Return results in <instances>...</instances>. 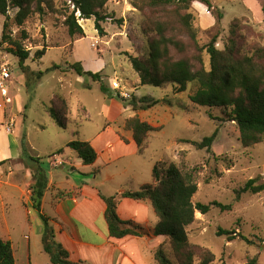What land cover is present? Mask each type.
Here are the masks:
<instances>
[{
    "label": "rangeland",
    "instance_id": "obj_1",
    "mask_svg": "<svg viewBox=\"0 0 264 264\" xmlns=\"http://www.w3.org/2000/svg\"><path fill=\"white\" fill-rule=\"evenodd\" d=\"M67 1L57 0V4L63 5ZM262 5V0L194 2L189 13L195 17L199 43L206 45L219 33L217 47L223 49L235 19L242 20V34L248 41L260 38L264 43ZM104 13L112 17L101 24L105 35L101 36L96 30L94 18L80 20L86 35L83 39L69 35L61 15L36 14L23 26H18L15 22L17 10H10L6 31L7 19L0 15V68L8 64L13 70L7 83L8 97L5 99L0 93V162L7 160L2 165L5 175L2 179L0 176V188L5 182H24L26 179V172H20L16 167L18 155L28 170L34 172L35 169L40 174L44 171V177L49 180L50 157L57 150L64 149L70 153L67 145L91 137L98 130L97 126L107 121L109 112L114 120L129 119L128 116L134 114L131 106L134 98L159 99L162 101L160 105L136 113L142 121L146 119L163 127L160 133L153 134L143 157L144 164L151 161L180 163L184 159L181 152L185 151V159L190 166L199 167L198 193L193 202L232 205L231 211L213 208L207 215L196 214L188 233L198 257L203 250H209L215 256L213 264H247L254 257L259 258V264H264V192L243 194L238 200L236 195V191L251 179L259 178V184H264V143L243 148L237 124L223 115L221 109L198 107L191 102L190 97L198 89L195 84L189 85L184 93H177L171 84L165 88L139 84L140 77L133 70L126 53L140 58L149 56L148 43L155 35L146 32L145 28L151 21L167 20L165 13L149 9L138 11L131 5V0H111ZM220 14L223 19L218 23ZM178 37L188 42L185 34H178ZM15 44L30 52L25 69L20 67L19 59L9 53ZM44 47L46 55L42 59L36 58V53ZM172 54L178 58L175 51ZM205 61L208 67V57ZM75 63H81L86 71L101 72L109 93L104 94L99 83L89 76H79L72 70L70 65ZM56 66L59 69L51 70ZM115 82L120 90L114 89ZM121 93L128 94L129 98ZM60 96L66 98L71 106L67 129L59 128L43 108V104L58 102ZM112 98L128 112L120 106L113 107ZM11 124L13 127L8 132L7 126ZM216 131L217 138L210 153L182 142H201ZM145 171L143 168V177ZM9 192L13 196V192ZM11 197L8 198L7 210L0 208V238L13 242L17 264H52L50 256L43 250L40 213L32 202L28 208L24 205L29 197L28 190L21 200ZM28 210L31 211V220ZM43 212L46 216L52 214L47 201ZM219 229L234 232L236 239L231 241L227 236H219Z\"/></svg>",
    "mask_w": 264,
    "mask_h": 264
},
{
    "label": "trees",
    "instance_id": "obj_2",
    "mask_svg": "<svg viewBox=\"0 0 264 264\" xmlns=\"http://www.w3.org/2000/svg\"><path fill=\"white\" fill-rule=\"evenodd\" d=\"M111 0H68L58 5L57 0H0V15L6 17L5 31L8 29L9 11L17 10L15 22L23 26L32 16L39 14L61 15L65 19L69 35L72 38L86 37L80 20L95 19V27L101 36L105 35L101 24L112 19L104 13V9ZM205 0H131V5L138 11L146 9L163 12L167 20L151 21L146 32L155 37L148 43L149 56L135 57L126 53L133 70L139 75L142 86L165 88L174 85L177 93H184L188 86L195 84L198 89L190 97L191 102L198 107L221 109L239 129V140L243 148H252L264 143V43L263 40L252 42L242 34V20L235 19L230 26V37L223 49L217 47L220 34L214 35L209 43L201 45L198 30L194 27L195 17L191 10L194 2ZM262 11L264 13V0ZM209 5V3H208ZM184 12H187L183 14ZM79 14V17H78ZM223 16H218V23ZM122 21H120L121 23ZM185 34L188 42L179 39L178 34ZM11 40V39H10ZM76 41V40H74ZM172 51L178 54L176 59ZM193 52V55H189ZM9 53L19 59V65L25 69V63L30 58V52L22 45L15 44ZM47 53L46 48L36 53V58L42 59ZM208 57V67L205 61ZM79 76H89L99 83L104 94L109 88L104 82L101 72L86 71L81 63L70 65ZM59 69L58 66L51 70ZM43 75V73L41 74ZM117 98L121 99L119 95ZM113 99V98H112ZM124 101V100H123ZM162 103L159 99L144 97L134 98L131 102L133 111L150 110ZM43 108L55 124L61 129H67L70 116L69 101L60 96L58 102ZM212 118V117H211ZM213 119V118H212ZM126 129L133 133L134 141L140 155H144L149 145V138L153 133L163 130L142 121L139 116L127 119ZM217 138V131L201 142L182 141L192 144L197 150L212 151ZM67 148L76 153L86 166L93 165L98 158L95 148L86 141L75 140ZM59 149L55 155L64 153ZM180 163L157 162L153 168V182L142 186L136 191H125L116 196L103 197L107 209L105 219L108 224L109 235L114 239H124L129 236L142 237L147 230L133 221H124L118 214L120 199H132L139 202H150L158 218V224L152 230L156 237H163L165 241L157 248L155 260L158 264H213L215 256L209 250H203L198 257L194 246L190 242L188 228L194 224L196 214H209L213 208L223 212L231 211L232 205L218 202L211 204L194 203L198 193L199 167H191L187 162L185 151ZM44 172V171H43ZM42 172V173H43ZM38 173L36 183L32 186L31 202L35 210L40 213L43 221V250L50 256L52 264H80L70 259L69 251L56 240L55 229L50 219L42 213L48 180ZM40 177V179H38ZM260 179L249 180L243 188L236 191L237 200L243 194L257 195L264 192V184ZM70 197L72 195H69ZM219 236H227L231 241L236 239L234 232L219 229ZM244 241L250 242L244 236ZM167 246L169 247L167 249ZM0 264H17L14 247L11 241L0 238ZM247 264H259V258L254 257Z\"/></svg>",
    "mask_w": 264,
    "mask_h": 264
},
{
    "label": "crops",
    "instance_id": "obj_3",
    "mask_svg": "<svg viewBox=\"0 0 264 264\" xmlns=\"http://www.w3.org/2000/svg\"><path fill=\"white\" fill-rule=\"evenodd\" d=\"M110 101L113 107L120 106L128 112L116 100L110 99ZM84 111L88 112L85 108ZM135 115L136 112L130 114L128 118ZM126 121L127 119L123 121L112 119V114L109 112L107 121L97 126L98 130L91 137L83 140L89 142L98 153L97 161L93 165H84L71 150L70 153L64 151L61 155L53 153L50 157V170L47 173L50 179L42 200V213L44 214V203L47 201L52 210L51 216L47 217L55 229L56 240L69 251L73 262L157 263L155 252L164 242V238L156 237L152 233L158 224V218L150 202L120 199L118 204V214L122 220L133 221L147 230V234L142 237L111 238L105 219L107 206L102 196L110 198L125 191H136L153 182L152 172L157 162L144 164L145 156L139 154L133 133L126 129ZM145 121L158 127L153 122L146 119ZM129 158L131 159L126 161ZM6 162L7 160L0 162L1 179L4 174L2 165ZM15 164L18 171L26 172L24 173L26 179L24 182H5L0 188V208L3 210H7L8 198L12 196L10 190L13 192L11 199L17 197L19 200L28 190L29 197L24 205L28 208L31 203L32 186L36 183L35 177L38 172L35 169L34 172L28 170L19 155ZM143 168H146L144 177ZM43 174L46 176V172ZM27 213L31 220V211L28 210ZM11 243L13 245L12 241Z\"/></svg>",
    "mask_w": 264,
    "mask_h": 264
},
{
    "label": "built area",
    "instance_id": "obj_4",
    "mask_svg": "<svg viewBox=\"0 0 264 264\" xmlns=\"http://www.w3.org/2000/svg\"><path fill=\"white\" fill-rule=\"evenodd\" d=\"M13 74V70H11L10 66L8 64H4L0 68V93L3 98H7L9 94V87H8V81L11 79ZM115 90H120L121 87L117 82L113 84ZM125 98H129L128 94L121 93ZM13 125L7 126V131L11 132V128Z\"/></svg>",
    "mask_w": 264,
    "mask_h": 264
}]
</instances>
